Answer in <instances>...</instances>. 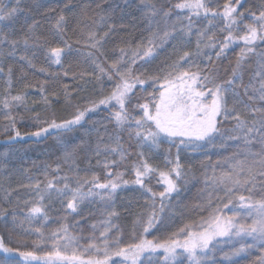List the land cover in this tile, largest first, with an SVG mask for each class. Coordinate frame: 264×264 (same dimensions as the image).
<instances>
[{
	"label": "snow or ice",
	"instance_id": "6c2138e0",
	"mask_svg": "<svg viewBox=\"0 0 264 264\" xmlns=\"http://www.w3.org/2000/svg\"><path fill=\"white\" fill-rule=\"evenodd\" d=\"M141 3L145 4L142 9L144 23L150 33L146 43L141 41L135 46L120 47L119 56L109 63L106 58L101 59L102 38L94 32L89 33L90 47L99 53L87 54L96 69L95 80L102 93L105 81H110L111 91L82 109L78 107L72 118L60 122L41 118L37 111L34 122L39 127L28 133L37 138L53 135L60 139L64 134L78 131V126L87 122L86 118L91 120L88 114L100 111L103 106L109 118L107 122L93 120V124L99 125L93 130L99 133L103 128L100 141L103 135H108L111 143L98 142L95 155L103 152L106 157L109 154L117 156L118 160L105 158L98 161L106 170L103 181L96 174L90 179L81 178L79 170L75 169L73 183L72 177L62 174L61 166L56 165L52 169L55 177L49 178L45 173V181L24 185L33 190L35 202L25 201L30 207L23 219L15 212L11 213V219L14 225L35 234L36 238L31 250L8 247L0 239V253L3 254L0 264H218V257L226 264H235L236 258L248 255L253 249L264 251V0H261L258 11L243 7L244 0H235V3L227 0L222 11L214 7L211 0H178L168 9L145 3V0ZM173 9L178 10L174 18ZM111 10L110 6L106 13ZM22 11L21 0H16L14 7H8L0 0V46L11 49L8 55H15L19 44L26 50L38 46L34 34H26L17 40L9 39L5 32V28L11 29L12 25L4 22L13 20ZM84 14L81 10V15ZM158 17L163 21V29L159 27ZM105 18L106 15L101 16L102 20ZM201 20L204 27L197 26ZM217 20L222 23L214 24ZM65 25L66 16L58 13L55 23L58 36L63 37ZM217 28L224 33L219 42L215 38ZM193 35L196 36L194 51L182 50L161 71H144L156 58L158 49L169 40L187 43ZM234 44L241 47L229 77L221 80L215 66L209 64L201 68L197 63L201 58L219 60ZM71 48L67 40H64L63 47L49 48L51 63L61 65L65 51L70 53ZM204 49L213 52L210 54ZM253 58L256 69L245 85L244 71ZM20 59L35 67L26 55H21ZM140 61L144 63L136 69ZM3 71L0 67V72ZM8 80L10 84L11 75ZM145 84H149L151 91L143 87ZM138 85L141 86L139 89ZM241 90L247 101L241 99ZM40 91L43 93L42 87ZM137 91L147 93L145 102L136 98ZM229 96L233 99L231 107ZM41 99L45 105H50L47 95H42ZM65 99H71L66 86ZM248 102L253 106L249 107ZM256 102L261 106H255ZM237 103L248 108L253 117L251 121L242 118L236 110ZM0 104L7 110L4 119L10 122L4 130L14 131L13 138L21 137L16 128L17 116L12 109L24 107L27 111L26 95L9 94L0 100ZM133 110L139 111L133 115ZM20 119L23 120V116ZM228 120L235 122L230 129L222 126ZM109 123L114 126L110 132ZM125 133L129 141L136 142L138 149V159L131 167L132 179L125 178L124 172L111 170L115 165L124 164L131 154L122 142ZM229 141H242L244 158H229L226 171L217 175L213 168L210 181L205 178V198L196 207L207 209L208 214L185 224L164 239L157 237L156 232L165 227L166 220L175 211L173 201L178 200L181 186L188 183L191 175V169H185L180 161L181 151L226 148ZM257 143L260 149L253 151L251 146ZM163 144L176 149L175 155L171 148L166 150L164 170L153 167L144 152V149L159 151ZM64 159L65 163H74V153L66 152ZM154 176L163 184L161 191H154L150 186ZM129 187L140 192L148 207L147 214H140L134 222L140 229L139 236L125 244L114 204L118 193ZM53 199L60 202L64 223L46 234L43 228L50 217L45 201ZM98 202L102 205V218L89 226L90 235L85 239L83 235L72 234L67 218L82 217L86 203ZM8 214L7 208L0 207V216L6 218ZM37 221L43 223L36 226ZM25 224L27 228H24ZM150 232L153 233L152 239L148 238ZM49 244L50 248H45ZM260 264H264V259Z\"/></svg>",
	"mask_w": 264,
	"mask_h": 264
},
{
	"label": "trees",
	"instance_id": "16d2710c",
	"mask_svg": "<svg viewBox=\"0 0 264 264\" xmlns=\"http://www.w3.org/2000/svg\"><path fill=\"white\" fill-rule=\"evenodd\" d=\"M178 0H145V3H153L158 8H171ZM227 0H211L214 7L222 11V5ZM8 7L16 6V0H3ZM235 3V0H233ZM23 11L13 20L4 22L11 24L12 28H5L9 39H21L29 34L37 39V47H30L27 50L22 44L17 45L16 54L8 55L11 50L7 46H0V67L4 71L0 72V100L9 94L26 95L27 111L24 107H14L13 114L17 116L16 128L21 132V137L13 138L15 133L12 130L5 131V125L10 122L4 119L6 109L0 104V207L8 209V216L15 212L17 215H26L29 203L35 202V195L31 188L24 185L35 181H45V173L49 178L55 177L52 171L56 165L61 166V172L67 173L70 177L76 174L75 169L84 177L91 178L93 174L99 175L101 181L106 178V170L98 161L107 159H117V156L109 154L107 157L102 152L95 155L98 142L109 144L108 135L93 130L99 125L92 123L93 120H104L107 122L109 113L103 109L96 113H89L91 120H87L82 126H78V131L67 133L58 139L56 136L47 135L46 137L36 138L28 133L36 130L39 126L35 124V113L38 111L41 118L56 119L58 122L72 118L77 108L87 106L91 101L98 100L102 95H107L111 91V82L105 81L103 93L100 85L95 80V66L91 63L89 52L96 53L90 47L89 33H96L98 38H102L100 52L103 53L101 59L106 58L110 63L119 56V48L127 45L135 46L143 41L147 42L150 33L144 23V12L142 9L145 4L141 0H21ZM119 4L117 8L116 5ZM261 0H244L243 7L252 11H258ZM111 6V12L106 10ZM243 7L240 10H243ZM81 10L85 14L81 15ZM178 10L173 9V18ZM62 13L66 16V25L63 37L56 34L55 23L57 14ZM106 15L105 19H101ZM159 27L164 28L161 18ZM222 22L217 20L214 24L220 25ZM34 25V27H33ZM114 26V27H113ZM204 27L203 21L197 25ZM31 29V32L29 31ZM107 33V36H105ZM224 33L215 30L217 42L223 39ZM64 40H67L72 48L69 53L65 51L61 65L51 63L48 56V49L51 47H63ZM32 43V41H30ZM196 47V36L189 38V42L169 40L158 49L156 58L152 59L144 69L148 73L161 71L165 65L181 54L182 50L194 51ZM240 44H234L227 50V55L219 60L215 57L211 61L199 59L197 63L201 68L211 64L218 71L219 79L223 80L230 76L231 69L234 67L240 51ZM205 52L212 53V49H204ZM99 55V53H96ZM26 55L35 67L29 66L26 61L21 60L20 56ZM140 61L136 69H140ZM250 66L244 71V84L247 85L252 79L256 69L255 59L249 62ZM45 69L41 71L40 69ZM11 69V73H9ZM68 74L65 75L64 73ZM83 74V76H81ZM162 74V72H161ZM11 75V83L8 77ZM65 86L70 94V101L65 99ZM43 88V93L40 91ZM141 86H137L139 89ZM151 91L149 84L143 85ZM251 94V93H249ZM42 95H47L51 101L50 105L42 102ZM143 97L144 99H141ZM136 98L140 102H145L147 93L137 91ZM241 99L247 101L241 90ZM249 107L253 106L248 102ZM233 105V99L229 96V106ZM257 107L261 106L256 102ZM243 119L251 121L252 115L243 103L235 105ZM139 110H133L135 115ZM259 114H257L258 116ZM23 116V120L20 117ZM234 121H224L222 126L230 129ZM109 132L114 127L107 124ZM124 147L129 149L131 154L124 164H118L111 169L114 173L121 171L125 173V178L132 179V165L137 161L138 149L134 140L129 141L127 134L123 136ZM239 145V147L237 146ZM242 141H229L226 148H202L199 151H181L180 161L185 169H191V175L186 185L181 186V194L178 200L173 201L175 211L170 214L169 221L178 226L203 217L208 214L207 209L201 210L196 207L205 198V178L210 181L212 170L215 169L217 175L228 168L229 158L243 159ZM253 151H259L260 145L253 144ZM168 148H171L175 155L176 149L169 144H163L159 151L150 152L144 149L145 157L155 168L165 169L164 155ZM74 153V163H65V153ZM51 166V167H49ZM158 178L151 179V187L154 191H161L163 184L158 183ZM43 187V183L41 184ZM258 195V193H253ZM115 209L123 217L135 218L140 214H147L148 205L145 203L138 190L134 187L121 190L115 199ZM83 208L88 210L102 209L98 202L95 204L86 203ZM5 218L0 216V219Z\"/></svg>",
	"mask_w": 264,
	"mask_h": 264
},
{
	"label": "rangeland",
	"instance_id": "374dc122",
	"mask_svg": "<svg viewBox=\"0 0 264 264\" xmlns=\"http://www.w3.org/2000/svg\"><path fill=\"white\" fill-rule=\"evenodd\" d=\"M75 175L76 174L72 176L73 183L75 182ZM79 176L81 178H84V176L80 173ZM45 203L48 205L50 218L47 221V223L44 225L43 230L45 231L46 234H50L51 231L57 229L62 225V223H64V221L61 219L64 213L61 210V205L58 200L53 199L51 202L45 201ZM101 211L102 209L88 210L85 208L82 217L77 216L73 218V216H69L67 218V223L72 234L78 237L83 235V237L86 239L91 233V229L89 226L92 223H96L102 218ZM17 216L20 219H23L25 215H17ZM136 219L137 217L129 218V217H123L121 215H119L117 219V223L119 224L122 233L121 238L125 244L133 242L134 236H139L140 234L139 227L136 226L134 223ZM199 219L187 223H183L178 226H174L167 219L165 222V227L160 231L156 232V236L159 237L160 239H164L172 232L178 231L179 228L183 227L185 224L198 221ZM41 223H43V221H37L36 226H40ZM27 227L28 225L25 224L24 228ZM134 228H135V232L133 231ZM35 238H36L35 234L30 232H24L20 227L14 225L11 216L0 219V239L3 240L6 246L14 249L19 248L21 250H31ZM148 238L149 239L153 238L152 232L148 234ZM81 243H84V239H81ZM45 248H50V244L46 245ZM2 255L3 254L0 253V256ZM261 259H264V251H261L259 249H253L248 255L236 258L235 264H260ZM218 264H226V262L218 257Z\"/></svg>",
	"mask_w": 264,
	"mask_h": 264
}]
</instances>
